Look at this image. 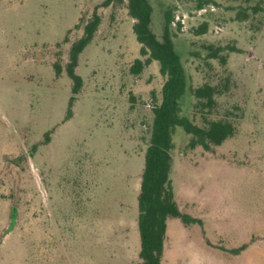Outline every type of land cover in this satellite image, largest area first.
<instances>
[{
  "label": "rangeland",
  "instance_id": "rangeland-1",
  "mask_svg": "<svg viewBox=\"0 0 264 264\" xmlns=\"http://www.w3.org/2000/svg\"><path fill=\"white\" fill-rule=\"evenodd\" d=\"M105 1L0 0V264H142L138 196L167 76L157 61L134 73L146 57L128 0ZM150 3L159 40L174 15L189 85L219 88L214 109L187 115L236 126L210 150L174 135L175 198L203 224L170 219L162 264H264V0ZM94 13L101 25L78 58L83 86L66 119L70 49Z\"/></svg>",
  "mask_w": 264,
  "mask_h": 264
},
{
  "label": "trees",
  "instance_id": "trees-1",
  "mask_svg": "<svg viewBox=\"0 0 264 264\" xmlns=\"http://www.w3.org/2000/svg\"><path fill=\"white\" fill-rule=\"evenodd\" d=\"M113 0H106L105 6ZM202 8V6H199ZM259 6L255 7V11ZM130 16L134 19V34L141 45V55L145 61L136 60L134 73L139 74L144 67L153 61L160 64L161 72L167 76L162 89L161 103L153 110L154 120L152 124L151 139L146 150L145 166L142 174L140 193L138 196L139 215L138 228L141 240L139 257L142 264H162L165 252V241L170 219H180L186 226L200 224L201 219L194 218L180 210L175 198V191L171 173L173 169L172 150L174 149V135L177 131H183L191 136L189 145L191 148L198 146L210 150L212 146H221L226 140L233 137L236 132L234 122L229 120L207 121L204 126H198L187 115L190 107L200 111H211L217 106L216 95L219 88L210 84L194 88L189 85L185 68L181 57L176 51L173 36L170 31L174 15L172 11L166 12V25L162 40L152 30L153 7L150 0H128ZM101 25V16L94 13L90 21L84 27L83 36L73 43L70 49V62L67 71L73 81V96L70 100V108L66 119L72 117V106L76 96L81 92L83 80L75 73L80 54L93 41ZM208 23H202L195 35L200 36L208 32ZM207 57L220 59L222 64L227 63V57L221 55L224 48L208 46ZM235 52V48L229 49ZM58 74L61 73L59 64H55ZM190 96L194 105L189 101ZM50 140L46 136V142ZM33 149H37L34 147ZM247 248L244 245L241 250Z\"/></svg>",
  "mask_w": 264,
  "mask_h": 264
},
{
  "label": "built area",
  "instance_id": "built-area-1",
  "mask_svg": "<svg viewBox=\"0 0 264 264\" xmlns=\"http://www.w3.org/2000/svg\"><path fill=\"white\" fill-rule=\"evenodd\" d=\"M176 18H178V16ZM178 20H180V19L178 18ZM182 23H184V21H182ZM172 24L176 25V22L173 20Z\"/></svg>",
  "mask_w": 264,
  "mask_h": 264
},
{
  "label": "water",
  "instance_id": "water-1",
  "mask_svg": "<svg viewBox=\"0 0 264 264\" xmlns=\"http://www.w3.org/2000/svg\"><path fill=\"white\" fill-rule=\"evenodd\" d=\"M15 211H16V210L13 211L12 219H14V217H15Z\"/></svg>",
  "mask_w": 264,
  "mask_h": 264
}]
</instances>
